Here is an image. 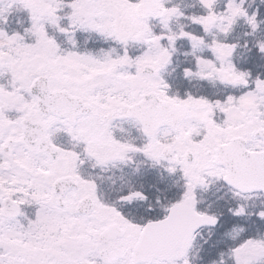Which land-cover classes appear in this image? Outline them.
<instances>
[{
    "label": "snow or ice",
    "instance_id": "6c2138e0",
    "mask_svg": "<svg viewBox=\"0 0 264 264\" xmlns=\"http://www.w3.org/2000/svg\"><path fill=\"white\" fill-rule=\"evenodd\" d=\"M0 264H264V0H0Z\"/></svg>",
    "mask_w": 264,
    "mask_h": 264
}]
</instances>
